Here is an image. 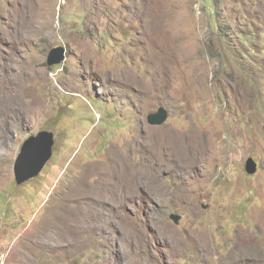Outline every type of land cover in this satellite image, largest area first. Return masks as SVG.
<instances>
[{
	"label": "rangeland",
	"instance_id": "1",
	"mask_svg": "<svg viewBox=\"0 0 264 264\" xmlns=\"http://www.w3.org/2000/svg\"><path fill=\"white\" fill-rule=\"evenodd\" d=\"M0 264H264V0H0Z\"/></svg>",
	"mask_w": 264,
	"mask_h": 264
},
{
	"label": "water",
	"instance_id": "2",
	"mask_svg": "<svg viewBox=\"0 0 264 264\" xmlns=\"http://www.w3.org/2000/svg\"><path fill=\"white\" fill-rule=\"evenodd\" d=\"M65 60V49L63 47L53 48L47 57L49 66L59 65ZM168 117L167 111L160 107L154 113L147 116V122L151 126L162 125ZM55 143L54 134L51 131L42 130L36 135H31L26 139L14 162V178L18 185L38 176L52 156V149ZM257 171V163L249 157L245 161V172L254 175ZM169 218L178 224L181 216L170 214Z\"/></svg>",
	"mask_w": 264,
	"mask_h": 264
}]
</instances>
